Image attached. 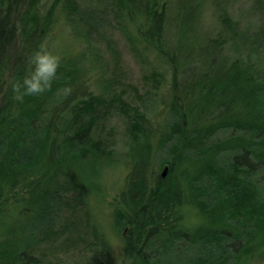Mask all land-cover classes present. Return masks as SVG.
Here are the masks:
<instances>
[{"label": "trees", "instance_id": "16d2710c", "mask_svg": "<svg viewBox=\"0 0 264 264\" xmlns=\"http://www.w3.org/2000/svg\"><path fill=\"white\" fill-rule=\"evenodd\" d=\"M119 164L128 264H264V0H0V264H119Z\"/></svg>", "mask_w": 264, "mask_h": 264}, {"label": "rangeland", "instance_id": "374dc122", "mask_svg": "<svg viewBox=\"0 0 264 264\" xmlns=\"http://www.w3.org/2000/svg\"><path fill=\"white\" fill-rule=\"evenodd\" d=\"M109 37L115 43L120 56L118 71H120L121 73V80H123L124 82L126 81L127 83L140 84L142 82L141 80L143 77V70L141 69L139 62L131 55L129 48L125 44L124 40L117 33H111ZM72 40L73 39L68 34V31H62L58 29L57 37L53 41L52 47L50 49L51 57H57L65 53H71L76 50V47L77 49H79V45L76 46L72 42ZM106 56L108 60L112 61V59L109 57V54H106ZM114 122L115 125L120 128L119 124H121V121L115 120ZM124 150V144L122 143V141H119L117 145L118 155H121ZM119 165V168L108 170L103 177V193L101 194V198L104 201V204L101 207L102 210L99 213V218L103 226L105 227V230L108 232V236L111 240L114 258L119 264H128L129 261H127L124 256L123 241L121 240L120 235L117 234L114 228L113 219L111 215L112 209L109 206L110 202H112L114 196L117 194L118 190L123 184L124 167L121 164ZM186 220L189 223L193 222V216L191 213L190 217H187ZM82 260L84 261V259Z\"/></svg>", "mask_w": 264, "mask_h": 264}, {"label": "water", "instance_id": "95a60500", "mask_svg": "<svg viewBox=\"0 0 264 264\" xmlns=\"http://www.w3.org/2000/svg\"><path fill=\"white\" fill-rule=\"evenodd\" d=\"M167 173V168L164 169L162 176L165 177Z\"/></svg>", "mask_w": 264, "mask_h": 264}]
</instances>
